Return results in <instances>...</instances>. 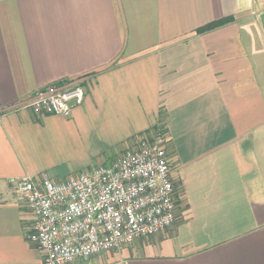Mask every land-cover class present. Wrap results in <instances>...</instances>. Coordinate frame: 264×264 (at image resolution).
I'll use <instances>...</instances> for the list:
<instances>
[{
	"label": "crops",
	"instance_id": "1",
	"mask_svg": "<svg viewBox=\"0 0 264 264\" xmlns=\"http://www.w3.org/2000/svg\"><path fill=\"white\" fill-rule=\"evenodd\" d=\"M80 78L70 117L0 115V264H43L10 178L63 181L160 125L173 225L71 264H264V0H0L1 106Z\"/></svg>",
	"mask_w": 264,
	"mask_h": 264
},
{
	"label": "built area",
	"instance_id": "2",
	"mask_svg": "<svg viewBox=\"0 0 264 264\" xmlns=\"http://www.w3.org/2000/svg\"><path fill=\"white\" fill-rule=\"evenodd\" d=\"M85 95L80 78L39 89L19 104L0 105V115L29 109L36 116L70 117ZM154 133L151 139L138 137L109 164L91 165L63 181L28 175L8 180L32 216L26 239L41 252L43 264H71L118 250L173 225L177 201L166 138Z\"/></svg>",
	"mask_w": 264,
	"mask_h": 264
},
{
	"label": "trees",
	"instance_id": "3",
	"mask_svg": "<svg viewBox=\"0 0 264 264\" xmlns=\"http://www.w3.org/2000/svg\"><path fill=\"white\" fill-rule=\"evenodd\" d=\"M229 20H232V18H224V19L209 22V23L197 28L196 32L197 33H203V32L210 31V30H212L218 26L223 25L224 23L228 22Z\"/></svg>",
	"mask_w": 264,
	"mask_h": 264
},
{
	"label": "rangeland",
	"instance_id": "4",
	"mask_svg": "<svg viewBox=\"0 0 264 264\" xmlns=\"http://www.w3.org/2000/svg\"><path fill=\"white\" fill-rule=\"evenodd\" d=\"M153 132L164 133L163 126L160 125V126L158 127V129H154ZM154 134H155V133H154ZM154 134H152V135H144V136L147 137V138H150V139H151V137L154 136ZM164 135H165V138H166V134H165V133H164ZM141 136H143V135H141ZM164 147H165V146H164ZM91 164H92V165H96V164H94V163H91Z\"/></svg>",
	"mask_w": 264,
	"mask_h": 264
}]
</instances>
